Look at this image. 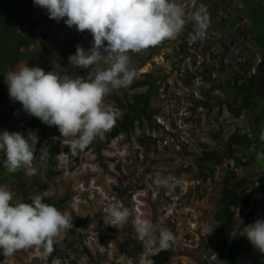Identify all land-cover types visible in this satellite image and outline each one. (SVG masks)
I'll use <instances>...</instances> for the list:
<instances>
[{
	"label": "rangeland",
	"instance_id": "1",
	"mask_svg": "<svg viewBox=\"0 0 264 264\" xmlns=\"http://www.w3.org/2000/svg\"><path fill=\"white\" fill-rule=\"evenodd\" d=\"M216 1L219 5L217 21L223 25L228 20L230 9L235 4L239 5V1ZM228 1L232 6H228ZM254 1L257 4L259 0ZM176 2L185 10L187 22L184 31L190 23L188 18L203 5V1ZM31 17L40 22V26L35 30L31 48L33 51L45 50L37 55L38 64L22 60L13 71L24 65L40 67L46 73L53 71L54 64L61 67L64 63L56 45L55 20L50 19L43 8L32 11ZM211 25L210 22L204 38L191 44L188 42L193 55L183 61L180 69L177 68L180 58L177 54L178 36L163 41L153 52L150 47L140 53H129L130 68L135 71V78L141 77L147 71L159 75L170 73L167 79L168 87L166 90L161 88L160 93L153 99L155 114L151 121H145L142 126H138L131 138L124 134L114 138L102 151L100 158L92 150H87L81 153L78 163L66 153H60L52 159L47 156L40 159L41 148L45 147L46 150L50 141H57L62 145H69V141L53 140V137H60L56 126H51L38 135L39 155L33 162L36 173L28 176L23 170L22 177L26 182L39 181L40 186L31 189V196H46L53 201L63 200L56 208L72 215L73 227L55 238L54 251L50 255L45 257L42 255V249L33 247L5 258L0 250V264H151L152 253L162 249L158 239L161 230L173 233L179 242L177 249L190 246L200 250L211 245L214 234L218 233L214 213L224 174L234 169L236 175L245 177L252 176L262 169L257 160L250 161L245 167L235 168L232 159H223L206 177L195 178L196 156L207 150L221 148L226 137L237 128L250 129L247 114L233 120L227 109L222 116L218 115V107L212 112H208L205 107L193 109L191 94L200 95L201 87L205 89L208 83H203L198 77L193 84L186 85L180 78L181 74L185 76L187 72L201 69L205 65L208 54H204L202 49L208 43H214L215 51H220L226 46V62L238 64L244 61L241 51L250 47L243 33L247 23L241 22L236 26V42L231 37H224L220 32L213 30ZM192 27L194 29V23ZM80 46L86 51L91 48L87 42ZM143 58L146 60L141 64ZM105 67L107 66L100 63L94 66L93 71ZM91 71L92 66L82 69L69 65L61 70V75L87 79ZM231 76L232 69L227 68L222 78ZM2 88L8 92L5 81ZM133 91L135 90L126 87L112 92L123 96L126 92ZM214 95L222 96L217 90ZM104 106L115 116H119L120 111L110 99L104 98ZM2 108L9 122H14L19 116H25L24 120L15 125L17 129L23 128L26 121L33 117L23 110L19 102L11 98L2 103ZM221 127L223 132L219 134ZM140 137L145 139L146 145L139 143ZM3 161L4 158L0 157V163ZM50 169L57 172L49 176ZM157 174L161 178H168V187L155 183ZM257 185H260V182L249 185L248 190L251 191ZM0 186L12 192L11 203L21 202V196L17 195L14 183L4 181L0 176ZM255 200L262 203L264 220V194H257ZM114 205L131 211L127 223L111 226L105 222L108 208ZM137 219L154 225L152 237L138 239L134 227ZM109 226L117 228L118 231L110 230ZM259 253L253 245L243 247L240 264H260ZM173 261L175 264H195L184 255L174 257Z\"/></svg>",
	"mask_w": 264,
	"mask_h": 264
},
{
	"label": "clouds",
	"instance_id": "2",
	"mask_svg": "<svg viewBox=\"0 0 264 264\" xmlns=\"http://www.w3.org/2000/svg\"><path fill=\"white\" fill-rule=\"evenodd\" d=\"M34 5L47 11L49 18L64 23L93 37L92 47L85 50L77 45L68 60L72 68L92 71L87 79L60 75L54 70L45 72L40 67L21 66L5 76L9 97L22 105L23 110L48 125L56 126L60 137L53 140L69 141L73 155L85 150L97 137L104 139L116 123L113 112L104 106V97L113 90L126 88L136 73L130 68L129 53H140L156 47L167 39H175L186 24L185 10L176 0H33ZM194 22L190 42L202 39L210 26L207 8L201 5L188 18ZM105 42L107 44L105 45ZM107 53L106 55L102 54ZM103 63L107 67L95 70ZM38 136L30 131L25 137L20 132L0 133V152L3 166L9 173L23 169L25 174L36 173L33 162L37 157ZM47 155L45 147L40 159ZM264 158L258 153L257 159ZM157 185L169 186L168 178L157 174ZM31 203H11L13 194L0 186V250L5 258L29 248L42 249L48 256L54 251L55 238L73 227L72 215L42 202L39 195ZM128 208L111 206L105 222L119 226L128 222ZM140 240L152 237L154 225L137 219L135 225ZM244 235L253 247L264 253V220H256L244 228ZM159 246L168 249L175 243L169 230L159 233Z\"/></svg>",
	"mask_w": 264,
	"mask_h": 264
},
{
	"label": "trees",
	"instance_id": "3",
	"mask_svg": "<svg viewBox=\"0 0 264 264\" xmlns=\"http://www.w3.org/2000/svg\"><path fill=\"white\" fill-rule=\"evenodd\" d=\"M206 6L210 17L211 27L219 31L224 37L228 36L236 42V28L241 22L247 23V28L243 29L246 42L250 47L242 49L241 56L244 61L238 64L226 62L228 50L225 48L220 51L213 50L214 43H208L202 50L208 54V61L201 69L196 68L194 71L183 76L181 80L186 85H191L200 77L202 82H207L208 86L201 87L200 95H192L193 109L198 107L207 108L212 112L218 107V115L222 116L225 109L230 113V118L236 120L247 114L250 122L249 130L237 128L231 132L225 140V143L219 149L205 151L202 155L195 158L197 167L196 179L206 177L207 173L214 171L215 167L223 159H232L234 167H245L250 161L257 160L260 162L262 169L252 176L240 177L236 175L235 170L227 171L222 177V189L215 206L214 220L216 222V231L226 232L236 230L229 252L222 254L225 264H236L240 257L242 248L249 240L244 235V228L253 222V215L247 214L240 221L237 216V208L248 206L258 195L264 194V158L257 159L258 153H264V141L261 136V130L264 125V0H259L256 4L254 0H238L239 5H231L229 0L228 6H232L225 24L218 23L219 9L216 0H202ZM233 4V3H232ZM229 6V7H230ZM40 9L35 6L33 0H0V133L8 131L9 133L20 132L27 137L30 131L35 132L38 136L44 133L50 126L42 123L39 118L32 117L26 121L23 128H16V124L25 119V116H19L14 122H9L4 116L2 103L10 98L9 93L2 88L5 76L9 71H13L15 66L22 60H28L32 64H38L37 55L45 49L33 51L31 46L34 42L35 30L40 26L38 20L31 17V12ZM54 21L57 31L56 45L60 50V57L63 60L62 66L55 69L57 74L61 75V70L67 68L69 56L74 54L76 46L87 42L91 47L93 37L90 32H78L75 27L69 28L64 20ZM225 22V21H224ZM194 22L190 20L185 30L178 35V69L184 60L191 57L188 37L194 32L192 27ZM237 26V27H236ZM107 42H105V45ZM159 47H152L153 52ZM260 56L261 61L257 64L255 71H252V65L255 59ZM146 58L142 59L144 64ZM227 68L232 69L233 76L223 79L222 75ZM170 73L161 75L153 71H147L139 78H134L131 85L127 88L135 90L132 93L126 92L123 96L111 92L104 98L110 99L120 111L119 116H115L116 123L113 128L104 134V139L99 137L83 151L73 155L69 145H62L57 141H50L45 150L47 157L52 159L60 153H66L71 156L76 163L79 162L82 152L92 150L100 158L102 151L109 146L111 141L124 134L131 138L138 126H142L145 121H151L153 118L154 108L153 99L160 93V89L166 90L168 87V77ZM203 88V89H202ZM220 91L221 95H214L215 91ZM22 106V105H21ZM150 126L153 125L150 123ZM222 127L219 129L221 134ZM139 143L146 145L143 137L139 138ZM36 157L39 155V147L36 145ZM0 157L6 158L3 152ZM23 169L16 173H9L0 163V176L4 181H10L15 184L17 195L21 196V202L31 203V189L40 186L39 181L33 180L26 182L22 177ZM53 169L48 171L49 176H53ZM260 182L251 191L248 186ZM42 187H45L42 185ZM42 202L58 206L63 200L53 201L51 198L41 196ZM110 230L117 232L118 229L109 226ZM178 240L168 249H160L152 256L151 264H170L174 257L184 255L191 259L195 264H207L197 256V248L184 246L177 250ZM260 264H264V255L258 254Z\"/></svg>",
	"mask_w": 264,
	"mask_h": 264
},
{
	"label": "built area",
	"instance_id": "4",
	"mask_svg": "<svg viewBox=\"0 0 264 264\" xmlns=\"http://www.w3.org/2000/svg\"><path fill=\"white\" fill-rule=\"evenodd\" d=\"M188 42L189 44L192 43L190 42L189 37H188ZM224 60L226 61L227 59L225 58ZM260 61H261V58L260 56H258L257 59H255L253 62L252 71H255V68ZM236 212H237L238 219L240 221L243 219L245 215L250 214V213L253 215L252 223H254L256 220H262L263 218L262 203L259 201H256L255 199L248 206L237 208ZM235 232L236 230H231V231H226V232L219 231L218 233L214 234L211 245L209 247L207 246V247L201 248L200 250L198 249L196 253L197 256L200 257L202 260H204L207 264H225V261L222 258V254H227L229 252ZM251 245L252 244L249 241L243 247L245 246L250 247ZM177 247L178 246H176V248ZM181 249H177V250L179 251ZM158 251L159 249L157 251H154L152 253V256L155 255ZM261 254L264 255V253H261ZM170 264H175V263L172 260ZM236 264H240V257L236 261Z\"/></svg>",
	"mask_w": 264,
	"mask_h": 264
},
{
	"label": "water",
	"instance_id": "5",
	"mask_svg": "<svg viewBox=\"0 0 264 264\" xmlns=\"http://www.w3.org/2000/svg\"><path fill=\"white\" fill-rule=\"evenodd\" d=\"M261 136H262V139L264 141V125H263L262 130H261Z\"/></svg>",
	"mask_w": 264,
	"mask_h": 264
},
{
	"label": "flooded vegetation",
	"instance_id": "6",
	"mask_svg": "<svg viewBox=\"0 0 264 264\" xmlns=\"http://www.w3.org/2000/svg\"><path fill=\"white\" fill-rule=\"evenodd\" d=\"M245 22V21H244Z\"/></svg>",
	"mask_w": 264,
	"mask_h": 264
}]
</instances>
